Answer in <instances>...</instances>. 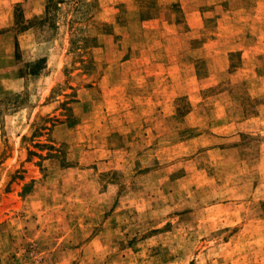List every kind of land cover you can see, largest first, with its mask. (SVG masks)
<instances>
[{
	"label": "rangeland",
	"instance_id": "rangeland-1",
	"mask_svg": "<svg viewBox=\"0 0 264 264\" xmlns=\"http://www.w3.org/2000/svg\"><path fill=\"white\" fill-rule=\"evenodd\" d=\"M0 264H264V0H0Z\"/></svg>",
	"mask_w": 264,
	"mask_h": 264
},
{
	"label": "trees",
	"instance_id": "trees-1",
	"mask_svg": "<svg viewBox=\"0 0 264 264\" xmlns=\"http://www.w3.org/2000/svg\"><path fill=\"white\" fill-rule=\"evenodd\" d=\"M15 47L17 48V41L15 40ZM16 54V53H15ZM45 58L40 57L34 60L33 62H27L25 65L29 69V73L37 74L40 69L44 67Z\"/></svg>",
	"mask_w": 264,
	"mask_h": 264
}]
</instances>
